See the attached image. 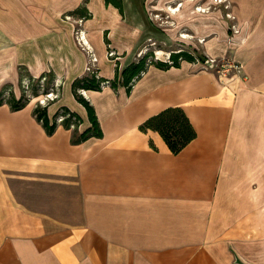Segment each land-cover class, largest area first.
<instances>
[{
	"label": "crops",
	"instance_id": "obj_1",
	"mask_svg": "<svg viewBox=\"0 0 264 264\" xmlns=\"http://www.w3.org/2000/svg\"><path fill=\"white\" fill-rule=\"evenodd\" d=\"M69 1L0 0V83L22 66L30 72L22 82L55 76L60 97L48 106L49 118L67 107L84 132L91 124L72 85L92 63L60 21ZM167 1L145 0L134 23L126 4L122 15L105 0L90 1L85 36L101 77L117 74L108 31L123 56L120 72L138 62L133 53L151 37L164 43L165 56L192 44L240 71L183 61L151 65L131 93L122 86L81 90L103 136L80 144L62 124L47 133L34 113L41 95L18 111L0 105V264H264V0H231L234 32L222 15L187 8V18L176 21L188 29H171V46L143 17L164 11ZM170 107L183 108L197 132L179 154L158 132L140 129Z\"/></svg>",
	"mask_w": 264,
	"mask_h": 264
},
{
	"label": "trees",
	"instance_id": "obj_2",
	"mask_svg": "<svg viewBox=\"0 0 264 264\" xmlns=\"http://www.w3.org/2000/svg\"><path fill=\"white\" fill-rule=\"evenodd\" d=\"M105 1L107 5L112 4L118 8L120 13L124 15L122 0ZM83 16L86 20L92 18V15L89 17L86 13H84ZM105 43L111 44L107 36H105ZM197 59L204 61L206 58L203 56H196L188 51H180L171 53L169 61H163L161 59H156V55L154 57L153 52H149L141 57L138 62L128 65L121 72L120 64L116 62L117 74L113 80H108L99 76L98 69H94L86 76L76 79L72 85V91L76 100L86 108L88 119L91 124L84 132L79 131V126L83 123L82 118L67 107H62L54 116L53 120L49 118L48 106L44 107L38 105L34 113L49 135H53L59 124H62L67 129L73 128L72 142L74 144H80L91 137L101 138L103 136V131L95 108L81 94V90L101 91L107 86L114 90H118V88L122 86L126 88L128 93H131L137 82L146 74L151 65L160 68L180 67L183 61L196 62ZM5 91L6 90H2L0 92V105L8 103L14 111L21 110L28 105L30 99L26 97L24 93L20 98H17L14 94V90H7L9 99L5 101ZM61 116L64 118L59 122L58 120ZM140 129L143 131L153 130L158 132L174 154L181 153L188 144L197 138V132L193 124L181 107H170L163 110L144 122V124L140 126Z\"/></svg>",
	"mask_w": 264,
	"mask_h": 264
},
{
	"label": "rangeland",
	"instance_id": "obj_3",
	"mask_svg": "<svg viewBox=\"0 0 264 264\" xmlns=\"http://www.w3.org/2000/svg\"><path fill=\"white\" fill-rule=\"evenodd\" d=\"M73 1H75V0H70L68 2L66 12H64L61 15L60 21H62V23H65L66 31L68 34L71 35V38L74 41L76 38V41H77L79 39V37H78L79 33L80 32L85 33L84 23L86 22V19L83 15H84V13H86L90 17L92 11L89 7V4H90L91 0H77L78 1L77 5H74L75 3H71ZM144 1L145 0H122V3L126 4V8H127V11H125V15L128 17L129 20L133 21L132 23L140 21V16L138 13L140 12V6L141 5L143 6V4H144ZM180 3L182 4V6L179 8L178 11H180L181 9H182V11L180 13L179 12L177 13V11H175V9L178 7V5ZM164 5H165L164 7L167 8L164 11L158 12V11L151 9V11L146 12V16L143 15V17H144V21L147 22L146 24L148 25V27L150 26L151 30H153V31H155V30L159 31V35L166 41V43L169 46H171V44L173 42V41H170L171 38L169 36L171 29H173L174 27H178V25L183 26V28H181L182 31H186L188 29L186 27L187 25L185 22L180 23V22L176 21V19L179 18L181 20V22L183 20H185L187 18L185 10L187 8H190V7H192L193 9H197L198 11H200L202 8L208 9L206 12H202L204 14H206V13H218V14L222 15L223 18L227 21L229 30L232 32H234V30L237 26L236 21H235L236 17L233 13L234 12V2H232L231 0H190V1L189 0H168L166 3L164 2ZM95 6L99 9L98 5H95V4L91 5L93 10L97 11V8ZM103 19H106V18H104V16L101 15L99 12V16H98V19L96 22L101 23ZM156 25L158 26L157 29L155 27ZM105 36H107V38H109V40H110L109 31L105 32ZM179 37H180V34H179ZM95 41L100 42L101 41L100 37L97 36L95 38ZM148 44H149V46H147L145 50L143 49L141 51L135 52V53H133L132 56L135 57L136 60L140 59L146 53H149V52H153L154 57H155V55L157 57H159V56L164 57L165 56L163 53L165 51L162 50L163 48L161 47L162 44H164V43H162V44L157 43V42L153 41V39L151 37V40L148 41ZM199 44H202V43L199 42ZM5 45H6V42H4V46ZM106 45L108 48V54L110 52L114 53V55L112 57L109 56L110 59H113L116 62H119L118 61L119 58H121L123 56L119 55L118 52L113 47H111L109 44H106ZM0 47H3V45ZM5 48L6 47H4V49ZM169 49L167 52H170L171 50L172 51L185 50V51L192 52L196 56L204 55L202 50H200L196 47H193L192 44H191V46L186 44V45H183L180 47H170ZM223 60H228V59H223ZM223 60H221V61H223ZM90 67L92 68V70L98 69L93 64H91ZM88 72L90 73L91 71H88ZM29 73H30L29 70L22 66L21 68H18V77L11 78L10 76H8L7 80L0 83V92L2 90H6L5 91V93H6L5 94L6 95L5 101H7L9 99V95H8L7 90H17L19 97H21L23 95L24 90H30L28 93L24 92V94L26 97H28L30 99L28 104L35 103V102H37V98L40 97V95L42 93L41 90H52L55 88L56 84L58 83V81L56 80L57 78L55 76L53 77V79L52 78L47 79L44 83H42L41 79L40 80L39 79L34 80L31 78V79L25 81V83L29 84V87H31L30 89H26L25 84H24V82H22L21 78H22V75L26 76ZM52 73L53 72L46 73V75H51ZM99 76H100V73H99ZM60 88H61V85H60ZM39 105H40V103H39Z\"/></svg>",
	"mask_w": 264,
	"mask_h": 264
},
{
	"label": "built area",
	"instance_id": "obj_4",
	"mask_svg": "<svg viewBox=\"0 0 264 264\" xmlns=\"http://www.w3.org/2000/svg\"><path fill=\"white\" fill-rule=\"evenodd\" d=\"M179 5L177 7L178 9L182 6V4L180 3ZM207 10L208 9L202 8L200 11L201 12H206ZM79 39L81 40L82 46L84 48H86L88 50V52L90 53V55H91V63L94 65L95 63H97V58H96L94 52L92 51V49L89 47V43L87 41L85 33L80 32L79 33ZM180 51H185V50L171 51L165 56L166 58L163 61H169L171 53L180 52ZM113 55H114L113 52L109 53L110 57H112ZM156 59H160V58L156 56ZM196 62L197 63L198 62L201 63V66L206 68V69H216L219 72H223L224 74H230L231 72L240 71V69H241L240 64H238L236 62L228 61V60L219 61V60H217L215 58H207L204 61H201L200 59H197ZM89 71H92L91 67H89ZM27 80H29V78H26L23 82L25 84V88L26 89H30L31 87H29V84L25 83V81H27ZM41 81H42V83H44L46 81V78H42ZM25 91L28 93L30 90H25ZM41 91H42V93H41V99H40L39 103H40L41 106H44V107L45 106H49L50 104L55 102L60 97V91H59V86L58 85L55 86V88L50 90V91H46V90H41ZM63 118L64 117L61 116L58 121L61 122L63 120Z\"/></svg>",
	"mask_w": 264,
	"mask_h": 264
},
{
	"label": "bare ground",
	"instance_id": "obj_5",
	"mask_svg": "<svg viewBox=\"0 0 264 264\" xmlns=\"http://www.w3.org/2000/svg\"><path fill=\"white\" fill-rule=\"evenodd\" d=\"M179 9H175V11H178Z\"/></svg>",
	"mask_w": 264,
	"mask_h": 264
}]
</instances>
